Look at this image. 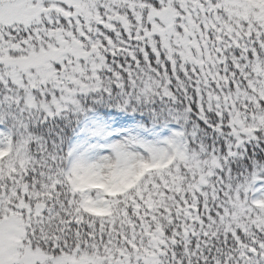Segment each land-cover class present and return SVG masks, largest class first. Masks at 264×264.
<instances>
[{
    "label": "snow or ice",
    "instance_id": "snow-or-ice-1",
    "mask_svg": "<svg viewBox=\"0 0 264 264\" xmlns=\"http://www.w3.org/2000/svg\"><path fill=\"white\" fill-rule=\"evenodd\" d=\"M0 264H264V0H0Z\"/></svg>",
    "mask_w": 264,
    "mask_h": 264
}]
</instances>
